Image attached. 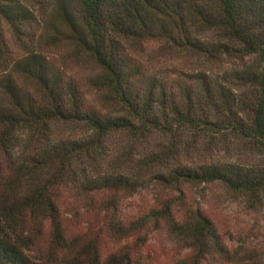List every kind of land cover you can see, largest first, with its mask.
Segmentation results:
<instances>
[{
	"label": "trees",
	"instance_id": "trees-1",
	"mask_svg": "<svg viewBox=\"0 0 264 264\" xmlns=\"http://www.w3.org/2000/svg\"><path fill=\"white\" fill-rule=\"evenodd\" d=\"M36 4L50 10L58 26L40 23ZM0 25L21 50L0 58V160L12 168L0 176V264H146L139 247L160 229L186 252L171 264L235 263L237 254L210 216L184 211L182 188L220 184L257 208L264 199V164L193 167L171 160L187 131L217 142L234 137L264 156V0H0ZM197 26L222 31L240 48L202 42L193 33ZM43 30L50 31L46 41L65 40L93 59L99 73L91 84L120 115L90 104L85 86L39 50ZM150 42L214 58L241 52L255 56L256 64L226 77L183 72L169 79L134 55ZM234 86L242 92L234 93ZM53 122L84 124L95 136L56 141L48 136ZM22 130L29 143L40 145L15 158ZM120 131L138 139L158 134L170 146L136 165L101 161L106 138ZM0 170H6L1 162ZM152 187L147 211L124 213L125 198ZM64 208L75 219L89 211L94 216L75 231ZM108 242L118 247L104 254Z\"/></svg>",
	"mask_w": 264,
	"mask_h": 264
},
{
	"label": "rangeland",
	"instance_id": "rangeland-1",
	"mask_svg": "<svg viewBox=\"0 0 264 264\" xmlns=\"http://www.w3.org/2000/svg\"><path fill=\"white\" fill-rule=\"evenodd\" d=\"M33 9L39 18H43L40 23L43 24L44 20L47 19V21H51L52 24L58 26L54 16L49 14L50 10L46 11L45 8L37 4ZM43 33V37L39 38V50L56 65L63 68L68 75L85 86L84 90L90 104L95 105L105 115H120L119 108L104 96L103 91L96 89L91 84V81L99 73L93 59L65 40L54 41V43L46 41V35L50 31L43 30ZM193 33L204 43H227L229 47L240 48L237 43L226 40L224 33L220 30H207L202 26H197L193 28ZM133 51L136 58L141 60L151 73L169 79L182 78L183 72L189 74L205 72L211 76L226 77L235 71L247 70L256 64L255 56L241 52L232 51L230 54L224 53L214 58L209 55L200 56L186 49L170 47L163 42L145 43L134 48ZM12 53L17 56L18 53H21V50L10 37L8 29L4 25H0V58H6ZM233 89L236 94L242 92V88L239 86H234ZM29 136L26 131L19 132L20 139L17 141V147L14 150L15 158L25 157L29 153L35 152L38 145H40L38 141L29 143ZM48 136L56 141H88L94 138L95 134L84 124L53 122L50 124ZM182 136L183 142L181 145L183 148L178 149L180 153L178 151L175 153L176 159L172 158L174 154L170 156L173 159L171 161L175 164L177 163L175 160L193 167L223 163H237L246 166L257 163L264 164V156L258 155L251 149L250 145L240 139L224 136L217 142L211 140L210 137L194 132L189 133L188 131ZM168 146L170 144L167 139L158 134L138 139L120 131L112 133L106 138L102 146L103 149L98 152V155L101 161L104 159L108 162L120 158L126 163L131 164V162H134L135 164L138 159L143 158L147 153L157 150L163 151ZM0 162L2 167L6 169L5 171L0 170V176H9L7 172L12 168H7L5 159H1ZM107 162H104V164ZM112 163H114V166H120L119 161L112 160ZM182 189L184 194L180 197L185 199L184 211L202 210L210 216L229 250L237 254L233 264H254L249 261L248 257L255 258L257 264H264V199L262 205L254 208L242 195L235 194L220 184L190 185ZM155 190L152 187L142 190L135 196L125 198L124 213L133 216L147 211L148 207L154 202ZM165 195L177 197L180 194L166 190ZM68 201L70 203V200ZM67 209L64 208L63 210L66 214L64 216L66 224L75 231L82 230L85 222L90 219L89 216H94V213L89 211L84 213L81 218L75 219L66 213ZM104 245V254L118 247L111 242ZM181 251L179 240L166 232L165 229H160L151 231L148 234L146 242L143 243L142 247H139L141 254L137 253L143 257L142 259L146 264H171L175 259L186 253ZM204 264L218 263L206 261Z\"/></svg>",
	"mask_w": 264,
	"mask_h": 264
}]
</instances>
